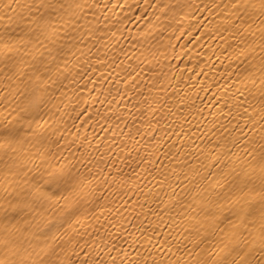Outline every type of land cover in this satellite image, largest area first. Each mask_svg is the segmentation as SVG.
Listing matches in <instances>:
<instances>
[{"label": "bare ground", "instance_id": "bare-ground-1", "mask_svg": "<svg viewBox=\"0 0 264 264\" xmlns=\"http://www.w3.org/2000/svg\"><path fill=\"white\" fill-rule=\"evenodd\" d=\"M262 182L264 0H0V264H264Z\"/></svg>", "mask_w": 264, "mask_h": 264}, {"label": "snow or ice", "instance_id": "snow-or-ice-1", "mask_svg": "<svg viewBox=\"0 0 264 264\" xmlns=\"http://www.w3.org/2000/svg\"><path fill=\"white\" fill-rule=\"evenodd\" d=\"M61 179H63V177L53 175L52 182L58 183ZM258 211H259V227L261 229L262 234H264V205H262ZM240 218L242 221H247L254 226L256 224V219H257V209L251 207L242 209ZM248 218L251 219L249 220ZM234 239H235L234 235L230 236L229 239L224 242L225 247H227L228 244L231 243ZM82 264H88V261L86 260L82 261ZM225 264H238V262L237 261L225 262Z\"/></svg>", "mask_w": 264, "mask_h": 264}]
</instances>
